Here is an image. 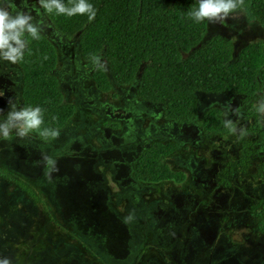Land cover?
Returning <instances> with one entry per match:
<instances>
[{
	"label": "rangeland",
	"instance_id": "rangeland-1",
	"mask_svg": "<svg viewBox=\"0 0 264 264\" xmlns=\"http://www.w3.org/2000/svg\"><path fill=\"white\" fill-rule=\"evenodd\" d=\"M39 3L0 0V10L30 16L54 44L52 73L75 111L51 147L14 130L0 141V169L36 196L0 176V258L9 264H264V231L256 226L264 220V172L258 171L264 134L250 130L256 120L264 127V116L251 114L240 96L196 92L197 114L219 109L222 120L246 133L207 137L194 123L165 120L160 104L138 100L140 71L130 86L110 76L115 97L98 91L91 73L97 65L108 72L103 52L82 59L76 39L56 30ZM217 34L232 41L234 54L252 42L264 46V26L245 9L207 20L204 39ZM20 40L22 52L26 40ZM20 88L16 60L0 59V121L10 105L22 108ZM261 97L258 92L250 106ZM158 140L175 145L163 161L185 175L183 182L134 179L133 160Z\"/></svg>",
	"mask_w": 264,
	"mask_h": 264
},
{
	"label": "trees",
	"instance_id": "trees-1",
	"mask_svg": "<svg viewBox=\"0 0 264 264\" xmlns=\"http://www.w3.org/2000/svg\"><path fill=\"white\" fill-rule=\"evenodd\" d=\"M41 10L53 27L67 40L76 39L82 59L89 61L103 52L107 70L97 65L91 73L94 87L115 97L110 76L120 86H130L139 73L135 96L140 101L160 104L162 117L176 124L194 123L207 137L229 134L223 127L219 109L208 108L197 114L196 92H228L240 96L250 106L258 92L264 93V46L260 41L241 47L235 54L232 41L222 35L205 40L207 19L193 22L189 17L198 0H83L88 12L68 14L81 0H39ZM230 13L245 9L264 26V0H235ZM54 3L64 12H57ZM25 50L16 62L21 70L22 108L39 106L42 123L32 133L51 147L53 137L42 135L44 129L62 130L69 123L75 105L66 103L53 75L56 48L38 31L24 32ZM205 40V41H204ZM112 127L115 123L104 122ZM258 135L264 127L258 121L250 127ZM10 133L8 138L10 139ZM169 141H153L142 149L132 163L135 180L145 184L183 182L185 175L163 161L174 152ZM258 171L264 172V154ZM0 176L13 183L28 197L33 191L22 179L1 168ZM264 231V220L256 225Z\"/></svg>",
	"mask_w": 264,
	"mask_h": 264
},
{
	"label": "clouds",
	"instance_id": "clouds-1",
	"mask_svg": "<svg viewBox=\"0 0 264 264\" xmlns=\"http://www.w3.org/2000/svg\"><path fill=\"white\" fill-rule=\"evenodd\" d=\"M57 12H64L65 8L54 3ZM237 7L235 0H198L197 6L190 11L189 17L193 22H200L207 19L209 22L223 20L228 14ZM71 15L73 12L84 13L88 12V19L91 20L94 11L90 4H86L81 0L72 9L67 10ZM31 17L26 14L18 13L16 16H10L7 11L0 10V59H5L14 62L20 55V47H22L20 37L24 32H28L33 36L36 35V28L30 23ZM13 42L17 46H13L9 42ZM231 107L230 105L228 106ZM256 113L264 116V97H261L254 105ZM9 111L4 119L0 121V141L1 138H8L14 130L16 136L24 137L30 131L38 129L42 123L41 108L25 107L19 110L15 109L14 105L9 106ZM233 113H237V109H231ZM227 116V111L224 113ZM223 127L229 134L238 133L237 138L243 137L245 129L243 127L237 130L236 124L225 118L222 121ZM58 131L54 128L44 129L42 135L57 137ZM46 163L51 165L53 161L45 157ZM0 264H9V260L4 257L0 258Z\"/></svg>",
	"mask_w": 264,
	"mask_h": 264
},
{
	"label": "flooded vegetation",
	"instance_id": "flooded-vegetation-1",
	"mask_svg": "<svg viewBox=\"0 0 264 264\" xmlns=\"http://www.w3.org/2000/svg\"><path fill=\"white\" fill-rule=\"evenodd\" d=\"M111 128V127H110Z\"/></svg>",
	"mask_w": 264,
	"mask_h": 264
}]
</instances>
